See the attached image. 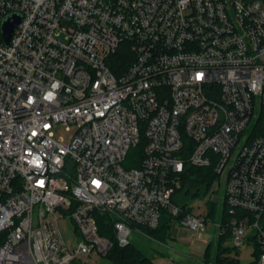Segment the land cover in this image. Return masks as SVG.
<instances>
[{
    "label": "built area",
    "instance_id": "1",
    "mask_svg": "<svg viewBox=\"0 0 264 264\" xmlns=\"http://www.w3.org/2000/svg\"><path fill=\"white\" fill-rule=\"evenodd\" d=\"M125 43L133 61L116 74ZM262 107L264 0H0V264L106 257L107 213L122 247L165 211L205 233L208 217L173 201L187 165H213L211 189L224 177L218 237L256 244L264 264Z\"/></svg>",
    "mask_w": 264,
    "mask_h": 264
},
{
    "label": "trees",
    "instance_id": "2",
    "mask_svg": "<svg viewBox=\"0 0 264 264\" xmlns=\"http://www.w3.org/2000/svg\"><path fill=\"white\" fill-rule=\"evenodd\" d=\"M133 61L131 49L128 44H122L118 52L112 56L110 60L111 68L116 74H120L125 71ZM254 136L264 135V107H262L258 113V116L254 123ZM146 141L142 138V143L138 148V151L142 153ZM218 175L215 172L214 166L210 167H193L190 165L186 166V171L183 177V186L178 191L174 198V203L180 204L182 207L188 205V199H194L196 197H204L210 190L212 184L217 180ZM211 211L209 218L215 219L217 213L216 204L210 206ZM228 208L224 204V210L222 218L228 219ZM173 220H177L170 213L164 212L160 220L159 227L156 229H149L142 227L136 230L144 236L145 239L155 242L156 244L162 245L167 244L169 241V229ZM98 223L100 228V234L109 238L113 246L106 255V259L111 264H155V260L159 257H164L165 253L162 249H157L149 245V251L146 252L140 248L132 240L127 246H120L114 235L113 226L114 219L111 214L98 215ZM231 237V232L228 231L226 234L218 237V250L214 258H210V249L205 251V262L212 264H242L237 257L230 255L231 248H225L224 242ZM5 233H0V245L4 243ZM235 248V247H234ZM236 249V248H235ZM254 257L255 260L249 264H256L260 258V250L256 244H254Z\"/></svg>",
    "mask_w": 264,
    "mask_h": 264
},
{
    "label": "rangeland",
    "instance_id": "3",
    "mask_svg": "<svg viewBox=\"0 0 264 264\" xmlns=\"http://www.w3.org/2000/svg\"><path fill=\"white\" fill-rule=\"evenodd\" d=\"M73 129L67 130L63 126H57L55 128V136L62 138L65 141H69L72 137ZM221 180L219 177L217 181ZM212 193V194H211ZM224 195H225V181L224 177L220 182V186L214 185L212 189L204 197H196L194 199H188V206L191 208L193 214L206 215L209 223L207 224L206 232L200 234L197 231H192L186 226H183L180 220H173L169 229V241L166 246H160L155 242L149 241L144 238L142 234L133 229L131 240L137 244L140 248L146 252L149 251V245L153 248L162 249L166 256L169 255L168 249H175L185 256L196 258H202L200 261L189 259L187 264H212L205 262V251L210 249V258H214L218 250V229L214 226V223L221 221L224 210ZM212 204H216L217 213L215 219L209 218ZM61 230L64 235L67 246L70 250L75 247V241L77 239L76 228L70 219H63L60 222ZM204 236V237H203ZM225 248H231L230 255L237 257L242 264H249L255 260L254 247L252 244H246L241 249H235L232 241V237L228 238L224 242ZM168 253V254H167ZM171 256H180L173 251ZM183 257V256H182ZM184 258V257H183ZM73 264H111L105 257L95 253L92 257H81L79 260L74 261Z\"/></svg>",
    "mask_w": 264,
    "mask_h": 264
},
{
    "label": "crops",
    "instance_id": "4",
    "mask_svg": "<svg viewBox=\"0 0 264 264\" xmlns=\"http://www.w3.org/2000/svg\"><path fill=\"white\" fill-rule=\"evenodd\" d=\"M164 246H166V244H164ZM162 250H163V248H162ZM164 250H163V252H164ZM171 251H173L174 253H176V254H178L180 256H177V257L171 256L170 255ZM168 252H170L168 256L165 255L164 257L157 258L155 260V264H187V261L189 259H194L195 261H200L199 263H201V261H203V260L199 259V257L193 258V256L192 257L185 256L182 253L176 251L175 249H168Z\"/></svg>",
    "mask_w": 264,
    "mask_h": 264
},
{
    "label": "water",
    "instance_id": "5",
    "mask_svg": "<svg viewBox=\"0 0 264 264\" xmlns=\"http://www.w3.org/2000/svg\"><path fill=\"white\" fill-rule=\"evenodd\" d=\"M20 17L17 15L10 16L3 24V36L7 45L11 42V37L15 31L16 26L20 22ZM182 218V217H181Z\"/></svg>",
    "mask_w": 264,
    "mask_h": 264
}]
</instances>
